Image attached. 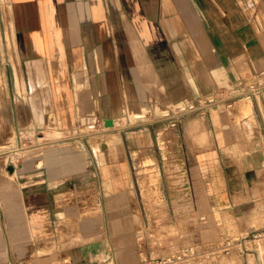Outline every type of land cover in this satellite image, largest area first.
Wrapping results in <instances>:
<instances>
[{"label":"crops","instance_id":"obj_1","mask_svg":"<svg viewBox=\"0 0 264 264\" xmlns=\"http://www.w3.org/2000/svg\"><path fill=\"white\" fill-rule=\"evenodd\" d=\"M9 1L15 63L0 65V264H264V100L244 94L264 73V0ZM127 105L135 121L126 115L119 126ZM67 115L78 130L101 115L102 135L123 142L129 125L149 133L159 196L114 193L131 186L128 158L117 168L88 164L104 195L90 196L96 212L75 213L67 227L57 213L66 197L49 190L64 185L47 167L79 175V163L59 166L80 148L11 159L17 133ZM109 117L119 124L105 125ZM38 165L46 169L34 173ZM78 197L67 199L76 206ZM151 220L175 228L162 245L152 243L161 233L150 232ZM185 246L198 256L156 262Z\"/></svg>","mask_w":264,"mask_h":264},{"label":"rangeland","instance_id":"obj_2","mask_svg":"<svg viewBox=\"0 0 264 264\" xmlns=\"http://www.w3.org/2000/svg\"><path fill=\"white\" fill-rule=\"evenodd\" d=\"M256 16V12L252 15ZM262 15V13H260ZM11 7H10V1L9 0H0V65L3 68H8V59L11 57L12 63L14 61L15 56V44H14V30L12 28V20H11ZM257 23L260 24L259 18L256 17ZM10 38V40H9ZM19 80V77H18ZM250 93L251 96L248 97V99H258V100H264V73L261 74L259 80L257 83H255L253 86L249 87L247 91H244V94ZM217 97H212L211 100H216ZM129 105L125 106L122 109L121 115L122 119L118 121L119 126L122 125H128L129 123L126 120V115L131 116V121H135V116L137 113H132L129 110ZM101 114V113H99ZM68 117V115L63 117V120L61 119V122L56 125L55 122H48L45 124H42L41 127H38L34 129V131L25 133L23 131L22 133H17L19 135V141L15 139L14 145H16V153L11 157L12 163H20L22 161L23 156H26L25 154L30 152L39 151L40 149H46L49 150L54 149V146H58L59 148L62 147L63 150H72L74 145L77 147V149L80 148V157H77L75 160H71L69 162H65L64 165H61L59 167H63L64 171L65 169H70V167H75L77 163L80 165V174H73L71 171H68V174L66 175L61 174L58 172V174H53L52 171H54L57 167L56 165L53 167L48 166L47 167V174L49 176V180L54 184L59 182V185H64L63 189L59 188L56 189L55 187L50 188V195H58V196H65L66 197V205H61V207L58 208L57 213L59 215H63L64 223L67 225V227H72V223L68 222V219L72 218L73 215L76 213L77 217L85 218L88 215L92 214L95 209V205L91 204L89 201L90 196H98V195H104L103 192L100 193L101 189L99 188L98 180L100 179L98 176H94V169L93 167H89V165H95L100 164L102 167V170L104 169V164L113 163V167L117 168L119 167V163L122 158H125L130 160L132 167L129 173V176H126L123 178L124 180H128V184L131 185L129 188H113V191L115 194L120 196L121 194H124L125 196L130 197H143L147 200L153 201L156 197L159 196L158 189H155L154 185L158 184L159 181V170H156L154 168L153 159H152V148H154V141L149 133L144 134L142 132H137L136 128L137 125H129L128 127L131 128L129 131L130 133V139L128 141H124L121 138V136L118 134L112 133V135H109L107 138L104 137L103 129H104V121L101 117V115L97 118V124H83L81 125V129L78 130V127L72 128L71 123H66L65 119ZM74 118V116H72ZM116 124V125H118ZM106 125V124H105ZM108 126V125H107ZM62 128V132H58L57 130ZM85 135V139H80L79 141L72 140V136L78 134V132ZM22 139H21V138ZM42 145V146H41ZM40 146V147H36ZM149 149L150 154H144L143 150ZM34 148V149H29ZM50 155V154H49ZM112 159L108 161L107 157ZM5 159H7L9 156H4ZM70 156L68 154H64L63 158L67 159ZM10 158V157H9ZM107 160V161H106ZM11 161V160H10ZM38 162V161H36ZM38 164H41L38 162ZM73 165V166H71ZM39 166V165H38ZM88 166V167H86ZM13 167H17L16 165H13ZM35 167L34 173L39 172L42 169H46V167L40 168ZM115 170V169H114ZM100 171V169H99ZM77 173V172H76ZM104 173V172H102ZM57 175H59L60 178H57ZM113 175L114 171H113ZM120 178V175L115 178ZM41 180H44L41 179ZM46 180V179H45ZM135 180V182H134ZM57 181V182H56ZM97 181V183H95ZM80 182V184H79ZM41 185V183H39ZM76 185V187H75ZM95 185H98V187L94 188ZM40 189V188H38ZM36 190V189H35ZM73 190V192H72ZM57 191V192H56ZM97 193V194H96ZM76 202L78 205L74 206L72 203V199H67L68 196H71L73 198H76ZM69 201V202H68ZM98 206V205H97ZM151 209V206H150ZM62 212V213H61ZM61 213V214H60ZM120 213H123V210L120 208ZM79 215V216H78ZM63 222L61 224L63 225ZM133 222H137L134 220ZM159 223L155 225V223ZM77 225V224H76ZM172 225H168L167 221H152L151 220V227L150 232H154L156 230L157 233H161L160 237H157L152 240V243L156 241L157 244H163V240L166 239L167 236H169V233H174L175 228L172 226V230H170V227ZM60 240V237H58ZM84 240V237H77L73 239V237L70 236H61V240L64 242H72L75 240ZM51 242H57L56 237H51ZM69 257H65L67 259ZM220 258H227V255H224Z\"/></svg>","mask_w":264,"mask_h":264},{"label":"built area","instance_id":"obj_3","mask_svg":"<svg viewBox=\"0 0 264 264\" xmlns=\"http://www.w3.org/2000/svg\"><path fill=\"white\" fill-rule=\"evenodd\" d=\"M229 247V242L227 243V248ZM205 253H212L211 248H206ZM201 253V250H200ZM199 250L197 247L194 246H185L183 248H180L179 250L175 251L174 253L166 256V257H160L156 260L158 263H169V262H177V261H188L194 256H198Z\"/></svg>","mask_w":264,"mask_h":264},{"label":"bare ground","instance_id":"obj_4","mask_svg":"<svg viewBox=\"0 0 264 264\" xmlns=\"http://www.w3.org/2000/svg\"><path fill=\"white\" fill-rule=\"evenodd\" d=\"M249 102V101H248ZM247 104V103H246ZM241 106V105H240ZM244 106V105H243ZM246 106V105H245ZM248 107V106H247ZM129 110H130V112H132V113H137V110L133 107V106H131V105H129ZM246 107H244V109H245ZM247 109V108H246ZM246 109H245V111H246ZM118 119L117 118H114V124L113 125H116V124H118ZM109 126V125H108Z\"/></svg>","mask_w":264,"mask_h":264},{"label":"water","instance_id":"obj_5","mask_svg":"<svg viewBox=\"0 0 264 264\" xmlns=\"http://www.w3.org/2000/svg\"><path fill=\"white\" fill-rule=\"evenodd\" d=\"M105 124L106 125H113L114 124V119L109 117V118H105Z\"/></svg>","mask_w":264,"mask_h":264}]
</instances>
